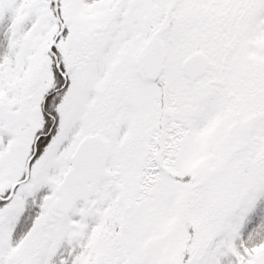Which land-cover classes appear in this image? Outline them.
Masks as SVG:
<instances>
[{
    "label": "snow or ice",
    "instance_id": "obj_1",
    "mask_svg": "<svg viewBox=\"0 0 264 264\" xmlns=\"http://www.w3.org/2000/svg\"><path fill=\"white\" fill-rule=\"evenodd\" d=\"M0 264H264V0H0Z\"/></svg>",
    "mask_w": 264,
    "mask_h": 264
}]
</instances>
